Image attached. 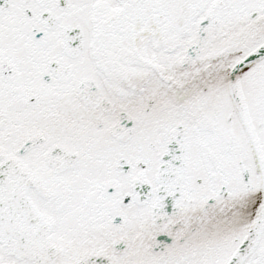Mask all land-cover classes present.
<instances>
[{
  "label": "snow or ice",
  "instance_id": "snow-or-ice-1",
  "mask_svg": "<svg viewBox=\"0 0 264 264\" xmlns=\"http://www.w3.org/2000/svg\"><path fill=\"white\" fill-rule=\"evenodd\" d=\"M0 264H264V0H0Z\"/></svg>",
  "mask_w": 264,
  "mask_h": 264
}]
</instances>
